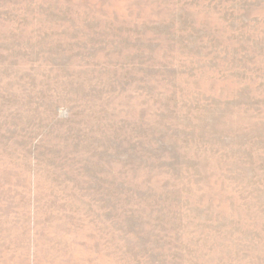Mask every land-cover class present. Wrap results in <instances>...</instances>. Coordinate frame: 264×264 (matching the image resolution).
<instances>
[{
    "label": "rangeland",
    "instance_id": "1",
    "mask_svg": "<svg viewBox=\"0 0 264 264\" xmlns=\"http://www.w3.org/2000/svg\"><path fill=\"white\" fill-rule=\"evenodd\" d=\"M0 264H264V0H0Z\"/></svg>",
    "mask_w": 264,
    "mask_h": 264
}]
</instances>
